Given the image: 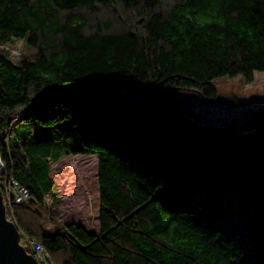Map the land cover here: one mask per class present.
<instances>
[{"label": "trees", "instance_id": "obj_1", "mask_svg": "<svg viewBox=\"0 0 264 264\" xmlns=\"http://www.w3.org/2000/svg\"><path fill=\"white\" fill-rule=\"evenodd\" d=\"M256 71L264 0H0V188L30 192L7 206L21 238L54 264H264V105L214 84ZM70 155L99 159L98 232L46 228Z\"/></svg>", "mask_w": 264, "mask_h": 264}, {"label": "rangeland", "instance_id": "obj_2", "mask_svg": "<svg viewBox=\"0 0 264 264\" xmlns=\"http://www.w3.org/2000/svg\"><path fill=\"white\" fill-rule=\"evenodd\" d=\"M4 49L13 62L32 58L36 49L25 39H14ZM221 98L247 105H264V71H256L254 82L244 78L214 81ZM51 176L57 184L59 201L53 205L46 197L49 210L43 212L46 228L53 230L58 224L75 222L88 231L98 232L100 222L99 159L93 155H70L53 162ZM30 248L29 244H25Z\"/></svg>", "mask_w": 264, "mask_h": 264}, {"label": "water", "instance_id": "obj_3", "mask_svg": "<svg viewBox=\"0 0 264 264\" xmlns=\"http://www.w3.org/2000/svg\"><path fill=\"white\" fill-rule=\"evenodd\" d=\"M0 264H39L21 243L20 232L8 218L0 188Z\"/></svg>", "mask_w": 264, "mask_h": 264}, {"label": "built area", "instance_id": "obj_4", "mask_svg": "<svg viewBox=\"0 0 264 264\" xmlns=\"http://www.w3.org/2000/svg\"><path fill=\"white\" fill-rule=\"evenodd\" d=\"M4 171L5 166L2 159L0 158V173H4ZM2 195L7 210L8 204L13 201L16 203H28L30 192L26 187L20 186L15 180L7 179L5 182L4 193L2 191ZM21 243L24 245V247L25 244L30 245L32 250L30 254H32L38 260L39 264H54L46 249L41 244L36 242L34 238H21Z\"/></svg>", "mask_w": 264, "mask_h": 264}]
</instances>
